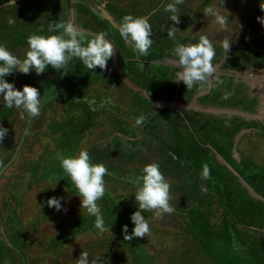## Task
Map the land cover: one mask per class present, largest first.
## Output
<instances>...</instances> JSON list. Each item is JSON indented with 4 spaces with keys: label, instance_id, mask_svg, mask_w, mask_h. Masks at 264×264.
<instances>
[{
    "label": "rangeland",
    "instance_id": "1",
    "mask_svg": "<svg viewBox=\"0 0 264 264\" xmlns=\"http://www.w3.org/2000/svg\"><path fill=\"white\" fill-rule=\"evenodd\" d=\"M169 2L15 0L6 7L8 0H0V45L18 58L29 49L28 36L59 34L48 31L50 24L68 21L88 39L106 32L116 51L106 70L90 71L73 59L65 71L49 66L40 75L33 69L5 77L21 91L36 87L43 107L38 117L21 118L22 110L7 108L0 96V125L8 129L0 143V264H76L82 252L89 264H264L262 0H185L177 6L175 40L167 36L175 23L164 11ZM206 7L228 17L226 28L204 15ZM128 14L149 18L147 57L137 58L119 34ZM201 35L214 47L228 39L230 51L226 62L218 64L217 55L212 61L216 73L205 89L188 90L172 80L179 71L173 49ZM141 115L146 122L133 127ZM81 150L111 173L97 202L107 232L81 209L57 158ZM150 163L170 183L175 211L143 212L151 234L125 241L123 227L132 233L138 210L129 180ZM205 163L209 180L201 179ZM51 197L63 198L60 211L47 206Z\"/></svg>",
    "mask_w": 264,
    "mask_h": 264
},
{
    "label": "clouds",
    "instance_id": "2",
    "mask_svg": "<svg viewBox=\"0 0 264 264\" xmlns=\"http://www.w3.org/2000/svg\"><path fill=\"white\" fill-rule=\"evenodd\" d=\"M184 2L185 0H171L163 6L165 12L171 13L170 20L175 22L167 31V36L170 39L175 40L180 31L176 26L180 23L177 6ZM14 5L15 0H8L6 7ZM259 7L264 12V0ZM204 15L214 16V22L221 28H226L228 17L221 15L212 7H206ZM257 20L264 25V17H257ZM14 23L15 20L9 18L8 24L12 26ZM48 31L59 34L28 36L29 49L23 59L13 55L5 45H0V96L3 97V104L7 108L22 110L21 118L25 113L33 119L38 117L43 107L42 97L36 87L25 85L22 91L16 89L13 83L6 81V76L11 75L14 71L29 74L33 69L37 75H40L49 66L57 71H65L73 59H78L90 71L96 68L106 70L107 62L116 52L115 45L107 39L106 32H99L88 39L83 30L72 21L50 24ZM118 31L121 38L134 49L137 58L149 55V49L153 44V30L148 17L125 15L118 25ZM230 45L231 42L228 39L221 41L220 46L225 56L230 51ZM173 55L175 57L173 63L179 69L175 73V79H172L174 83L183 82L188 90L194 86L203 90L211 83L216 73V67L212 61L216 58L217 53L207 36L201 35L196 43L177 42L173 49ZM216 83L223 84V81L217 77ZM229 97L230 94L225 93L223 98L229 99ZM145 122L146 117L141 115L136 118L133 127H142ZM7 134L8 129L0 125V143L4 141ZM57 158L60 160L63 172L70 177L71 183L81 198V209L86 210L90 217L95 218L96 229L100 232L109 231L97 203L107 191L104 177L111 175L107 167L102 163H92L86 150H81L75 157H65L58 153ZM4 167L3 161H0V169ZM201 179H211V169L207 163L203 165ZM129 182L137 187L135 200L138 203V210L131 215V221L135 225L132 233L128 234L127 225L123 227L125 241H131L134 237H148L151 234L148 220L142 215L143 212H154L157 217H161L163 214H171L175 211L170 205L172 199L170 183L161 172L158 163L147 164L142 169V175L130 179ZM62 199V197H51L46 201V204L48 207L60 211ZM88 256L87 252H82L79 259L76 260V264H89ZM93 264H95L94 261Z\"/></svg>",
    "mask_w": 264,
    "mask_h": 264
},
{
    "label": "flooded vegetation",
    "instance_id": "3",
    "mask_svg": "<svg viewBox=\"0 0 264 264\" xmlns=\"http://www.w3.org/2000/svg\"><path fill=\"white\" fill-rule=\"evenodd\" d=\"M218 46H216V47H214L215 48V51H216V53H217V59H216V62L218 63V64H221L222 62H224L226 59H227V56L224 58V60L222 59V60H220L222 57H220V54H221V52H222V48H221V46H220V44L218 43L217 44ZM226 62V61H225ZM257 106L259 105V103H257L256 104ZM256 106V107H257ZM232 110V109H231ZM238 111H246V110H242V109H240V110H238Z\"/></svg>",
    "mask_w": 264,
    "mask_h": 264
},
{
    "label": "crops",
    "instance_id": "4",
    "mask_svg": "<svg viewBox=\"0 0 264 264\" xmlns=\"http://www.w3.org/2000/svg\"><path fill=\"white\" fill-rule=\"evenodd\" d=\"M262 97H263V96H262ZM263 99H264V97H263ZM250 191H252V189H251Z\"/></svg>",
    "mask_w": 264,
    "mask_h": 264
},
{
    "label": "bare ground",
    "instance_id": "5",
    "mask_svg": "<svg viewBox=\"0 0 264 264\" xmlns=\"http://www.w3.org/2000/svg\"><path fill=\"white\" fill-rule=\"evenodd\" d=\"M188 22V21H187Z\"/></svg>",
    "mask_w": 264,
    "mask_h": 264
}]
</instances>
